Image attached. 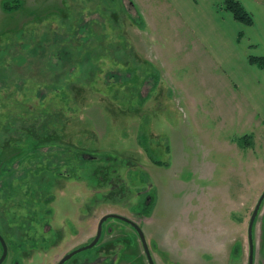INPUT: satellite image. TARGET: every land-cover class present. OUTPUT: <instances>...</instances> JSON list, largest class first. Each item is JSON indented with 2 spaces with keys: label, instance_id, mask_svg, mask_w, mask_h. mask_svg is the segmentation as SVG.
<instances>
[{
  "label": "rangeland",
  "instance_id": "obj_1",
  "mask_svg": "<svg viewBox=\"0 0 264 264\" xmlns=\"http://www.w3.org/2000/svg\"><path fill=\"white\" fill-rule=\"evenodd\" d=\"M236 1L252 26L223 0L209 24L237 44L188 49L182 17L154 5L0 0V234L12 245L3 264H55L107 214L141 226L156 264L248 263L264 191V66L250 62L264 57V0ZM215 48L229 50L239 78ZM252 237L253 264H264V202ZM72 261L148 264L136 232L111 219Z\"/></svg>",
  "mask_w": 264,
  "mask_h": 264
},
{
  "label": "crops",
  "instance_id": "obj_2",
  "mask_svg": "<svg viewBox=\"0 0 264 264\" xmlns=\"http://www.w3.org/2000/svg\"><path fill=\"white\" fill-rule=\"evenodd\" d=\"M145 3L146 0H130L129 2V4L132 5V8L140 7L144 11L146 8L154 5L155 8L161 11L159 12V14L165 15L167 11H170L177 17H182L180 23L183 24L188 30H190L193 33V38H195V43H193L194 41L193 39H191L190 47H187L188 49L197 47L198 44L204 49H213V44L221 48L226 46V49H228L230 46H234V42L237 44V40L231 41L229 39V34L226 29L215 30L212 27L213 24H209L214 20L212 13L215 9V0H154L148 5H145ZM139 15L142 14L140 13ZM146 16L148 15L146 14ZM192 22H194V25L192 24ZM198 25L199 28H197ZM149 40L153 42V39L151 37L149 38ZM181 45L182 43L180 41V47ZM210 52L213 53V50ZM214 53L218 56L221 55L220 59H222L226 63L227 67L225 68L227 70L225 71V73H227L226 76H228L229 79L231 78V76H233L234 78L240 77L241 74L238 70V67L236 66L237 61H230L226 58V56L229 54V50H226L225 55L223 52L219 53L217 49L214 51ZM259 53H262V50H260ZM242 63L245 64V61L242 60ZM256 91L260 92L261 89H257ZM250 96H252L251 102L254 110L261 112L262 107L259 103L260 100L255 98V92L251 93Z\"/></svg>",
  "mask_w": 264,
  "mask_h": 264
},
{
  "label": "water",
  "instance_id": "obj_3",
  "mask_svg": "<svg viewBox=\"0 0 264 264\" xmlns=\"http://www.w3.org/2000/svg\"><path fill=\"white\" fill-rule=\"evenodd\" d=\"M264 202V191L263 193L260 195L256 205H255V208L251 214V217H250V220L248 222V227H247V242H248V249H249V252H248V263L247 264H253V257H254V244H253V237H252V233H253V226H254V223H255V220L258 216V213H259V210L261 208V205L263 204ZM108 219H117V220H123L125 221L126 223H130L128 222L127 220H125L124 218H122L121 216L119 215H115V214H107V215H104L98 222V225H97V232H96V235L94 237V239L87 245L67 254L66 256H64L60 262L58 264H65L69 259L73 258L75 255L79 254L80 252H83V251H86V250H89L91 248H93L99 241L100 239V236H101V233H102V225L105 221H107ZM131 224V223H130ZM133 227H135V231L137 233V235L139 236V239L141 241V244L143 246V249H144V252L146 254V257H147V260H148V264H153V261L151 259V256L149 254V251L147 249V245H146V242H145V238H144V235L142 233V231L140 229H138L136 226H134L133 224H131ZM0 244L2 246V256L0 257V264L3 262V260L5 259L6 257V245H5V242L4 240L2 239V237L0 236Z\"/></svg>",
  "mask_w": 264,
  "mask_h": 264
},
{
  "label": "flooded vegetation",
  "instance_id": "obj_4",
  "mask_svg": "<svg viewBox=\"0 0 264 264\" xmlns=\"http://www.w3.org/2000/svg\"><path fill=\"white\" fill-rule=\"evenodd\" d=\"M7 171H9V169L7 170ZM14 173V172H13ZM13 173H10L11 175H13ZM0 186H1V184H0ZM146 193H148V192H146ZM143 200H145V201H148L149 199L145 196V197H143ZM152 200V199H151ZM150 201V200H149ZM52 204H54V200L52 199V201H51V205ZM115 215H117V214H115ZM119 216H121V215H119ZM80 217H82V219L84 220V215H81V216H73V215H70V216H67V217H64L65 218V220L66 219H68V218H72V223L71 224H75V223H77V220L78 219H80ZM122 218H124L125 220H127L128 222H130L131 224H133L134 226H136L138 229H140L141 231H142V233H143V235H144V232H143V230H142V228H141V226H139L137 223H135V222H133L132 220H130V219H128V218H126V217H123V216H121ZM52 218V217H51ZM109 220V219H108ZM111 220H117V219H111ZM117 221H119V222H121L123 225L125 224V225H127V226H129V227H131L134 231H135V227H133L130 223H126L125 221H123V220H117ZM51 222H52V220H51ZM51 226H52V229L51 230H53L54 232H55V234L57 235L58 233H59V231L53 226V224H51ZM103 226V225H102ZM22 227H27V229H30V228H32L33 227V225H31V224H27V225H25V224H14L13 225V228H22ZM47 228H49V226H47L46 227V229ZM71 229V228H70ZM17 230V229H16ZM65 231V229H64V227H62V229H61V232H64ZM97 232V231H96ZM136 232V231H135ZM67 233H69V231H67ZM13 234L15 235V231H13ZM137 234V233H136ZM0 236H1V234H0ZM138 236V235H137ZM2 237V236H1ZM138 238H139V236H138ZM144 238H145V242H146V237H145V235H144ZM2 239L4 240V242H5V245H6V257H5V259L3 260V262L1 263V264H3L6 260H7V258L9 257V254H11V247H12V245L10 244V243H8V242H6L5 241V239L2 237ZM66 239H64L63 241H62V243L65 241ZM140 240V239H139ZM140 243H141V241H140ZM142 245V244H141ZM146 245H147V242H146ZM83 246H85V245H83ZM83 246H80V247H78V248H76V249H74L73 251H75V250H77V249H79V248H81V247H83ZM0 247L2 248V246H1V244H0ZM142 248H143V246H142ZM10 249V250H9ZM147 249H148V251H149V254H150V256H151V259H152V261H153V264H156L155 263V261L153 260V256H152V254H151V252H150V250H149V248H148V245H147ZM73 251H71V252H73ZM143 251H144V249H143ZM71 252H68L67 254H69V253H71ZM2 253H3V251H2ZM66 254V255H67ZM23 255H27L26 253H23ZM66 255H64V256H66ZM144 255H145V257H146V254H145V252H144ZM1 256H2V254H1ZM0 256V257H1ZM63 256V257H64ZM76 256V255H75ZM74 256V257H75ZM14 257H17V256H14ZM63 257H61L59 260H58V262H56L55 264H58L59 262H60V260L63 258ZM73 257V258H74ZM73 258H71V259H69L66 263H68L69 261H71ZM113 260V259H112ZM146 260H147V257H146ZM54 261V260H53ZM253 261H254V257H253ZM65 263V264H66ZM147 263H148V260H147ZM21 264V263H20ZM71 264H80V263H77V262H75V261H72V263ZM85 264H87V263H85Z\"/></svg>",
  "mask_w": 264,
  "mask_h": 264
},
{
  "label": "trees",
  "instance_id": "obj_5",
  "mask_svg": "<svg viewBox=\"0 0 264 264\" xmlns=\"http://www.w3.org/2000/svg\"><path fill=\"white\" fill-rule=\"evenodd\" d=\"M224 7L227 11H229L234 20L240 22L245 26H252L253 21L249 13L245 10V8L236 0H223ZM7 11H11L12 9L7 4ZM251 63L256 65L259 68H262L264 64V57H250Z\"/></svg>",
  "mask_w": 264,
  "mask_h": 264
}]
</instances>
